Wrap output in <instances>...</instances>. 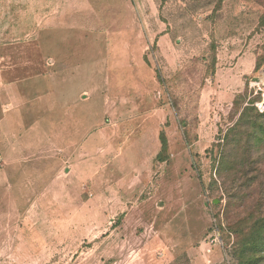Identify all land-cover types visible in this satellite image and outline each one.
<instances>
[{
  "label": "rangeland",
  "instance_id": "1",
  "mask_svg": "<svg viewBox=\"0 0 264 264\" xmlns=\"http://www.w3.org/2000/svg\"><path fill=\"white\" fill-rule=\"evenodd\" d=\"M72 51L55 92L77 78L103 107L77 163L46 104L50 59ZM255 230L264 0H0V264H192L214 247V264H264L241 245Z\"/></svg>",
  "mask_w": 264,
  "mask_h": 264
},
{
  "label": "crops",
  "instance_id": "2",
  "mask_svg": "<svg viewBox=\"0 0 264 264\" xmlns=\"http://www.w3.org/2000/svg\"><path fill=\"white\" fill-rule=\"evenodd\" d=\"M16 49H24L27 46H14ZM65 61L59 62L60 59H55L52 57L50 60L53 65L56 63L58 66H62L56 70L53 74V78H49V81L46 80L47 86L50 88L49 95H47L46 104L48 107V111L51 114H61V122L57 123L58 130H61V141L57 146H61L62 157L67 158L70 163L79 162V158L81 155H85L87 150L91 148V144H87V136L93 139L94 141H99V135L101 131L94 127L95 125L101 124V112L103 111V107L98 105L87 106V101L91 97V95L86 98L85 94L86 89L76 90L78 79L74 78L71 86H67L62 89V93L58 94V87H62L63 84L66 83L68 79V74L75 76L77 70H71L72 66L80 67V63L74 60L76 57V53L69 52L68 55H64ZM71 58V59H69ZM66 71L68 72L66 76ZM90 88V87H89ZM61 90V89H60ZM73 91L74 94H77L76 99L70 101L71 99H67V95ZM100 95V94H99ZM70 97V96H69ZM93 97V96H92ZM96 98V97H95ZM62 100V104L60 103ZM90 101V100H89ZM90 103V102H89ZM49 105V106H48ZM90 105V104H89ZM99 127V126H98ZM87 132H90L87 135ZM97 147V146H96ZM96 149V148H95ZM59 150V149H58ZM96 151H94L95 153ZM137 162L142 161V156L137 157ZM195 253V252H194ZM210 256H203L200 259H195V254H190L191 263L192 264H214L213 260L209 261L210 257L218 256L219 249L217 247L212 248Z\"/></svg>",
  "mask_w": 264,
  "mask_h": 264
},
{
  "label": "trees",
  "instance_id": "3",
  "mask_svg": "<svg viewBox=\"0 0 264 264\" xmlns=\"http://www.w3.org/2000/svg\"><path fill=\"white\" fill-rule=\"evenodd\" d=\"M158 78H160L159 75H158ZM160 142H161V139H160ZM161 146H162V148L164 147V144L162 142H161ZM256 230L253 231V232L249 231V233H247L245 235V239H244L243 242H241V245H242L244 251L251 249V251H253L255 253H260L261 254L260 256H262V254L264 252V248L259 243L262 240L264 241V233L257 234ZM259 231H261V230H259ZM247 247H249V248H247ZM257 255L259 256V254H257ZM172 264H190V263H189V260H188L187 256L185 255V256L177 258Z\"/></svg>",
  "mask_w": 264,
  "mask_h": 264
}]
</instances>
